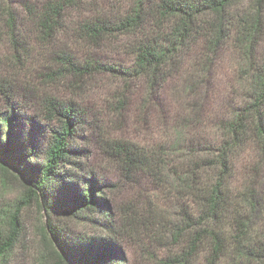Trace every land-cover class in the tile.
Here are the masks:
<instances>
[{
	"label": "trees",
	"instance_id": "trees-1",
	"mask_svg": "<svg viewBox=\"0 0 264 264\" xmlns=\"http://www.w3.org/2000/svg\"><path fill=\"white\" fill-rule=\"evenodd\" d=\"M87 1L44 0L29 22L47 49L51 78L144 83L164 141L147 155L126 145L110 150L127 175L159 181L179 207L169 230L174 250L161 264H264V0H131L116 18L75 22L72 14ZM1 25L23 47L13 9L2 0ZM63 35L86 47L82 57L59 48ZM109 46L125 52L127 65L98 57ZM227 55L230 85L217 109L207 111L213 72ZM170 84L176 107L166 116ZM22 99L0 83V170L16 172L28 190L0 218V264L24 249L22 212L34 202L49 219L41 234L58 264H127L105 180L76 161L86 155L76 145L87 124L83 110L50 94L31 95L27 106ZM61 215L106 232L74 233Z\"/></svg>",
	"mask_w": 264,
	"mask_h": 264
},
{
	"label": "rangeland",
	"instance_id": "rangeland-1",
	"mask_svg": "<svg viewBox=\"0 0 264 264\" xmlns=\"http://www.w3.org/2000/svg\"><path fill=\"white\" fill-rule=\"evenodd\" d=\"M2 1L13 9L16 37L23 47L13 45L11 33L3 25L0 26V83L18 92L26 100H21L24 106L29 105L27 100L31 95L50 94L83 110L87 124L80 131L76 145L84 148L86 155L76 161L81 162L86 171L105 180L113 224L121 235L120 246L127 264H161L174 250L169 230L180 212L179 207L168 188L159 181L147 174L127 175L110 150L114 146L126 145L138 154L147 155L146 151L151 154L164 141L165 129L158 120V110L145 102L144 83L133 79L124 84L117 78L103 75L85 77L80 83L69 76L51 78L47 49L40 43L32 22H29L31 10L44 0ZM130 4L131 0H88L81 12L72 15L75 22L100 14L116 18L128 11ZM57 45L60 49L77 52L80 57L82 52L87 51L86 47L68 35L59 37ZM115 47L101 49L98 57L108 64L127 65L125 52ZM232 67L230 55L219 61L212 75L213 87L208 92L207 111H215L224 98L230 85L228 78L232 75ZM166 87L163 100L167 116L175 110L176 92L171 84ZM28 113L34 114L33 111ZM9 171L5 173L0 170L2 219L6 213L14 210L17 201L28 194L25 181L16 172ZM22 219L26 226L25 247L9 260V264H58L41 234V228L49 221L45 213L34 202L24 207ZM59 221L74 233L87 229L62 215ZM8 226L9 222H6L5 227ZM87 231L89 236L106 232L91 225Z\"/></svg>",
	"mask_w": 264,
	"mask_h": 264
}]
</instances>
